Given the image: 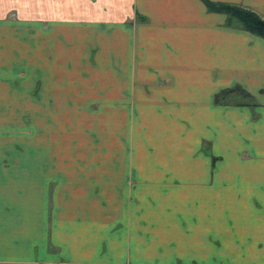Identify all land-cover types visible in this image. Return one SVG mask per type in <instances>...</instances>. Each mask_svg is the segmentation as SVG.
<instances>
[{
  "label": "crops",
  "instance_id": "crops-1",
  "mask_svg": "<svg viewBox=\"0 0 264 264\" xmlns=\"http://www.w3.org/2000/svg\"><path fill=\"white\" fill-rule=\"evenodd\" d=\"M0 264H264V37L204 0H0Z\"/></svg>",
  "mask_w": 264,
  "mask_h": 264
},
{
  "label": "trees",
  "instance_id": "trees-1",
  "mask_svg": "<svg viewBox=\"0 0 264 264\" xmlns=\"http://www.w3.org/2000/svg\"><path fill=\"white\" fill-rule=\"evenodd\" d=\"M204 1L210 10L226 13L229 17V21H231L235 17L241 21L244 28L264 37V17H262V15H260L256 10L252 9L251 7H247L242 4L233 3L230 1ZM238 90H241L242 93L244 92L245 95L250 96V93L241 85H236L234 87L227 88L223 90L220 95ZM220 95H218L217 97L218 100H220Z\"/></svg>",
  "mask_w": 264,
  "mask_h": 264
},
{
  "label": "rangeland",
  "instance_id": "rangeland-1",
  "mask_svg": "<svg viewBox=\"0 0 264 264\" xmlns=\"http://www.w3.org/2000/svg\"><path fill=\"white\" fill-rule=\"evenodd\" d=\"M205 2V1H204ZM231 2V1H230ZM233 3H238V2H233ZM239 4H242V3H239ZM242 5H244V6H247V7H251L252 9H254V10H256L260 15H262V17H264V13H262V12H260L259 10H257V9H255L254 7H252V6H249V5H245V4H242ZM209 9V8H208ZM217 12H220V11H217ZM224 13V12H223ZM228 16V15H227ZM228 21H229V17H228ZM229 24L230 25H233V26H238V27H241V28H243V29H246V28H244V26H243V24L241 23V21L239 20V19H237V18H233L231 21H229ZM246 30H248V29H246ZM248 31H250V30H248ZM250 32H252V31H250ZM254 33V32H253ZM257 34V33H256ZM262 36V35H261ZM263 37V36H262ZM233 92V91H232ZM238 93H240V94H242V96L244 97L243 99H247L248 97H250V96H248V95H245L244 94V92L242 93V91L241 90H238ZM229 93H227V94H222V95H220L219 96V98L220 99H225V97L228 95Z\"/></svg>",
  "mask_w": 264,
  "mask_h": 264
}]
</instances>
